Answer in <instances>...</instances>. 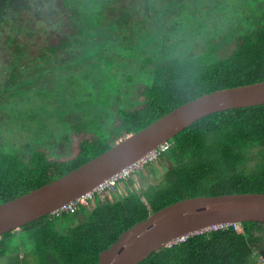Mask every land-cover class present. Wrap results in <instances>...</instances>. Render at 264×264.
I'll return each mask as SVG.
<instances>
[{
    "label": "trees",
    "instance_id": "1",
    "mask_svg": "<svg viewBox=\"0 0 264 264\" xmlns=\"http://www.w3.org/2000/svg\"><path fill=\"white\" fill-rule=\"evenodd\" d=\"M139 1L102 0L86 10L80 0H0V27L2 23L14 24L8 35L12 48L8 54H0V98L4 90L27 87L35 72L39 78L44 75L41 68L31 69L19 61L22 51L34 46L24 43L20 34L28 30L27 36L32 37L35 19H55L56 31L44 46L46 51L41 52V56H51L72 43L84 46L109 42L116 35L125 38L115 29L128 24L134 16L133 5ZM254 21L255 25L244 33L227 29L221 40L208 43L196 53L155 63L138 92L140 104L131 107L119 103L107 132H102L103 128L98 131L96 124V133L89 134L86 123L74 116L70 127L75 142L68 156L53 157L47 149L35 147L24 158L18 151L0 149V202L62 175L198 95L263 80L264 9ZM92 29L96 30L93 35ZM101 53L99 49L100 57ZM43 69L49 71L48 67ZM168 141V148L156 159L163 162L166 158L173 164L160 184L151 185L143 195L128 186L125 194L111 195L110 190V197L100 199L99 204L91 206L87 201L73 213H50L4 232L0 235V260L8 257V264L22 263L14 262L7 252L9 241L23 232L38 264H95L99 252L122 230L176 200L264 192V103L207 114ZM254 149L259 157L252 166L250 152ZM121 182L131 184L129 177L116 185ZM74 217L77 221L71 224ZM253 256H257V263L261 260L264 264V222L244 221L193 233L183 241L159 248L137 264H249Z\"/></svg>",
    "mask_w": 264,
    "mask_h": 264
},
{
    "label": "rangeland",
    "instance_id": "2",
    "mask_svg": "<svg viewBox=\"0 0 264 264\" xmlns=\"http://www.w3.org/2000/svg\"><path fill=\"white\" fill-rule=\"evenodd\" d=\"M80 1L86 10L102 2ZM261 9L264 0H140L133 5L134 16L128 24L116 26V33L125 38L116 35L109 42L84 46L72 43L65 50L45 57L41 52L56 31L55 19L44 16L35 19L32 37L27 36L28 30L20 34L24 43L34 46L22 51L19 61L31 69L41 68L44 75L39 78L35 72L27 87L2 92L0 149L18 151L24 158L35 147L47 149L53 157L68 156L75 142L70 127L74 116L86 123L89 134L96 133V124L98 131L103 128L101 131L107 132L114 123L119 103L131 107L140 104L138 92L155 63L196 53L208 43L221 40L227 29L232 28L236 34L246 32L255 25L254 19ZM10 27H14L12 22L2 23L0 27V54H8L12 48L8 41ZM90 31L93 35L96 30ZM99 49L101 57L97 54ZM74 54L77 55L63 62ZM250 156L249 164L253 166L259 157L256 149ZM172 164L166 158L163 162L153 160L129 176L130 185L121 182L113 187L111 195L125 194L127 186L143 195L151 185L161 183ZM109 193L95 197L89 205L108 199ZM70 221L72 224L77 220L74 217ZM29 245L31 242L21 232L9 241L7 255L14 262L38 264ZM256 260L257 256H253L249 264H262ZM8 262V257L0 260V264Z\"/></svg>",
    "mask_w": 264,
    "mask_h": 264
},
{
    "label": "water",
    "instance_id": "3",
    "mask_svg": "<svg viewBox=\"0 0 264 264\" xmlns=\"http://www.w3.org/2000/svg\"><path fill=\"white\" fill-rule=\"evenodd\" d=\"M264 103V79L196 96L107 149L34 189L0 202V235L50 214L138 160L199 118L221 110ZM264 222V192L222 193L182 198L122 230L95 264H137L177 237L216 224Z\"/></svg>",
    "mask_w": 264,
    "mask_h": 264
},
{
    "label": "built area",
    "instance_id": "4",
    "mask_svg": "<svg viewBox=\"0 0 264 264\" xmlns=\"http://www.w3.org/2000/svg\"><path fill=\"white\" fill-rule=\"evenodd\" d=\"M168 146H169V141L168 140L160 143L156 148H154L153 150L149 151L147 154H145L144 156H142L138 160L134 161L133 163L125 166L124 168H122L118 172L112 174L110 177H108L107 179H105L102 182L98 183L92 189L86 191L85 193H83L82 195L76 197L75 199L58 206L57 208H55L51 212V214L59 216V215H61L63 213H73V212H75L80 204H83V203H86L87 201L92 200L94 198V196L96 194H98V193H104V192L112 190L113 187L116 186L118 181L129 177L134 171H137L138 169H140L144 164L155 160L156 157L161 152L165 151L168 148ZM228 224H235L236 225L237 223L216 224V225H212V226H210L208 228L199 230L198 232L206 231V230H209V229H215L217 227H223V226L228 225ZM188 235H190V234L182 235L180 237H177V238L169 241L167 243V246H170L173 243H178L180 241H183Z\"/></svg>",
    "mask_w": 264,
    "mask_h": 264
}]
</instances>
